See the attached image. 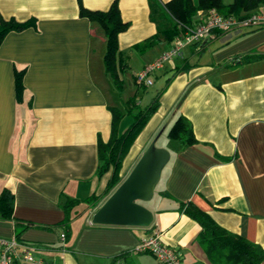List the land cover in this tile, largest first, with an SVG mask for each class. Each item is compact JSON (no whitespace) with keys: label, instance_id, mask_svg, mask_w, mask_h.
I'll return each mask as SVG.
<instances>
[{"label":"crops","instance_id":"obj_1","mask_svg":"<svg viewBox=\"0 0 264 264\" xmlns=\"http://www.w3.org/2000/svg\"><path fill=\"white\" fill-rule=\"evenodd\" d=\"M113 1L82 0L94 10H107ZM118 2L129 23L118 36L121 90L105 72L104 29L80 15L78 0H0L2 16L37 19L36 26L10 31L0 45V193L10 187L15 218L32 223L18 236L33 247L38 261L32 264H162L153 253L135 250L143 236L156 232L185 264H208L193 241L199 226L177 200L191 201L215 224L258 245L264 264V24L185 43L181 56L150 75L160 78L152 95L160 93L159 106L124 158L122 173L167 121L158 139L170 156L145 204L154 213L151 225L91 223L98 205L88 201L62 225L61 201L105 189L110 175L99 183L105 174L97 175L98 141L110 139L111 107L138 98L136 86L144 85L136 74L171 44L135 48L156 31L149 0ZM200 16L197 10L191 20ZM244 53L255 57L240 61ZM14 67H26L20 102ZM177 113L189 122L196 144L179 147L166 137ZM17 232L14 221L0 218L1 236Z\"/></svg>","mask_w":264,"mask_h":264},{"label":"trees","instance_id":"obj_2","mask_svg":"<svg viewBox=\"0 0 264 264\" xmlns=\"http://www.w3.org/2000/svg\"><path fill=\"white\" fill-rule=\"evenodd\" d=\"M261 0H231L227 3L222 0H196L193 4L191 0H168L160 4L157 0H149L150 16L156 24L155 33L143 41L134 45L140 51L156 44L159 41L169 42L178 32V23L188 25L192 16L197 10H208L213 7L222 15L243 16L254 9ZM79 13L81 16L88 17L91 21L99 23L104 29L106 37V49L104 52L105 72L113 79L119 89L124 88V82L120 78L122 69L121 53L118 45L119 33L128 28L129 23L124 21L120 11L118 0H114L107 10H94L87 8L82 0H78ZM36 18L18 20L15 17L6 18L0 14V45L10 31H22L30 26H36ZM214 30L212 33H219ZM200 48V47H198ZM255 57L254 54L244 53L240 55V61H247ZM25 68L14 67L15 91L17 101L23 100L25 92L24 74ZM142 85V84H141ZM145 86V84H143ZM159 95L156 93L145 106H141L136 95L131 96L123 102V107H111L113 117L111 126V136L107 142L99 139V164L97 175L99 177L110 172L105 189L100 194H92L86 198H65L61 205L65 211L62 225L68 226L73 217L74 208L81 202H94L98 207L107 199L109 194L115 190L124 180L122 173L123 160L128 154L131 146L137 136L150 120L151 115L159 106ZM126 115H131L133 120L124 129L121 130L120 123ZM165 135L167 138L175 141L179 147L196 144V139L192 133L189 122L183 115L177 113L172 117ZM10 187H4L0 193V218L15 222L18 230L16 236L30 226L32 223L22 224L14 216V195ZM177 207L188 218L193 219L199 226L198 231L193 238L195 244L200 248L204 261L208 264H260L262 250L255 243L242 238L235 233H229L226 229L219 226L210 218V216L201 211L195 204L187 200H177ZM76 213V212H75ZM66 234V229L64 227Z\"/></svg>","mask_w":264,"mask_h":264},{"label":"built area","instance_id":"obj_3","mask_svg":"<svg viewBox=\"0 0 264 264\" xmlns=\"http://www.w3.org/2000/svg\"><path fill=\"white\" fill-rule=\"evenodd\" d=\"M264 24V0L243 16L232 14L222 15L213 7L201 11V16L197 20H191L188 25L178 23V32L172 37L171 44L163 50L151 62L144 64V67L136 74V82L139 84H151L152 72L159 68L166 60L172 57L181 56V46L185 43L202 42L205 37H209L214 30L224 32L231 29H239L244 26H258ZM62 240L65 233H61ZM138 252L149 251L153 253L162 264H185L181 259V254L176 248L167 245L161 238V233L143 236L136 249ZM36 257L33 247L19 237H6L0 235V264H22L35 263Z\"/></svg>","mask_w":264,"mask_h":264},{"label":"water","instance_id":"obj_4","mask_svg":"<svg viewBox=\"0 0 264 264\" xmlns=\"http://www.w3.org/2000/svg\"><path fill=\"white\" fill-rule=\"evenodd\" d=\"M206 40L207 38L203 41ZM166 123L167 121L155 133L124 180L93 212L91 223L144 227L151 225L154 213L142 202L153 197L156 182L170 156L166 147L156 144Z\"/></svg>","mask_w":264,"mask_h":264},{"label":"rangeland","instance_id":"obj_5","mask_svg":"<svg viewBox=\"0 0 264 264\" xmlns=\"http://www.w3.org/2000/svg\"><path fill=\"white\" fill-rule=\"evenodd\" d=\"M104 54V53H103ZM128 73H129V76L128 77H130V82H132V84L134 83L133 82V75H132V72H129L128 71ZM152 77L153 78H151L152 79V84H150V85H146L145 84V86H136V88H137V90H138V92H139V96H138V98L140 99V104H141V106H145V104H148L149 102H150V98H151V96L158 90V89H160V78H158L157 79V77H154L153 75H152ZM134 85V84H133ZM143 85V84H142ZM117 95H119V94H117ZM119 106L120 107H123V104H120L119 103ZM133 120V117L131 116V115H126L125 117H124V119H122V122L120 123L121 124V129H125L129 124H130V122ZM143 131V130H142ZM141 131V132H142ZM140 132V133H141ZM143 133V132H142ZM140 135V134H139ZM138 135V136H139ZM154 136V135H153ZM156 144L157 145H159V144H161V138H159V139H157V141H156ZM110 175V173L108 172V173H106L105 175H104V177H102L103 179L99 182V183H105V181H106V179H107V177ZM142 203H144V204H148L149 202L148 201H145V202H142Z\"/></svg>","mask_w":264,"mask_h":264}]
</instances>
